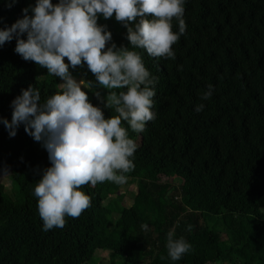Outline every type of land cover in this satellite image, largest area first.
<instances>
[{
    "label": "trees",
    "instance_id": "trees-1",
    "mask_svg": "<svg viewBox=\"0 0 264 264\" xmlns=\"http://www.w3.org/2000/svg\"><path fill=\"white\" fill-rule=\"evenodd\" d=\"M8 3L0 0V28L35 0ZM185 20L174 58L136 49L158 83L156 119L142 133L129 129L138 144L126 182L136 184L130 207L122 204L126 183L89 182L82 187L91 206L44 231L34 188L51 166L48 152L23 124L10 137L0 122V264H86L99 251L124 257L123 264H264V0H186ZM98 23L108 25L117 46L133 47L115 16ZM15 47V38L0 47V117L8 120L12 100L30 84L42 100L61 90L58 77ZM74 75L95 80L86 67ZM209 84L213 96L201 101ZM96 91L90 100L103 107L111 90ZM201 102L204 110L195 111ZM104 112L117 115L114 107ZM5 168L19 201L1 180ZM173 228L193 246L179 261L166 248Z\"/></svg>",
    "mask_w": 264,
    "mask_h": 264
},
{
    "label": "clouds",
    "instance_id": "clouds-1",
    "mask_svg": "<svg viewBox=\"0 0 264 264\" xmlns=\"http://www.w3.org/2000/svg\"><path fill=\"white\" fill-rule=\"evenodd\" d=\"M185 4L186 0H35L23 9L22 18L0 28V47L15 38V52L61 81V90L44 100L41 90L30 84L12 100L11 120L0 117L10 137L23 124L48 152L51 166L42 170L34 188L44 231L62 228L66 217H78L91 206L92 196L82 186L128 181L138 148L130 130L142 133L147 122L156 119L158 78L136 49H146L152 57L174 58L173 45L187 29ZM101 16H115L127 28L133 47L117 46L108 25L98 23ZM77 67H86L95 80H78ZM99 86L111 90L103 107L89 99L88 90ZM213 93L209 84L201 101L210 100ZM95 94L100 96L99 91ZM205 106L198 103L195 111ZM113 107L117 115L106 117L104 108ZM192 247L175 228L167 232L172 261L181 260Z\"/></svg>",
    "mask_w": 264,
    "mask_h": 264
},
{
    "label": "rangeland",
    "instance_id": "rangeland-1",
    "mask_svg": "<svg viewBox=\"0 0 264 264\" xmlns=\"http://www.w3.org/2000/svg\"><path fill=\"white\" fill-rule=\"evenodd\" d=\"M65 61L67 62V58H65ZM97 89L98 88H93L92 90H88L89 91V99H91L92 94ZM1 180L6 186L7 193L15 201H19V199H21V196L17 195L18 194V192H17L18 190H17V188L15 189L14 186H13L14 183H13V181L11 179L10 172L3 173V171H2ZM180 183H181L180 181H177V184H180ZM121 193L125 196V198L123 200V203H122L123 206L130 207L133 204L134 197H135V194H136V184H134V183H126L122 187ZM262 213L264 214V212H262ZM116 217H118V215ZM219 231H221V232L224 231L222 226H219ZM223 238L226 239L225 236ZM123 262H124V257H121L119 255H115V254H113L111 252L102 253L101 251H99L94 256V258H92L86 264H123Z\"/></svg>",
    "mask_w": 264,
    "mask_h": 264
}]
</instances>
